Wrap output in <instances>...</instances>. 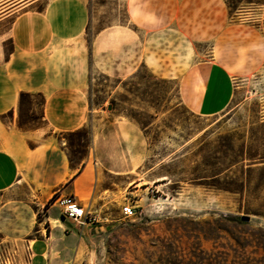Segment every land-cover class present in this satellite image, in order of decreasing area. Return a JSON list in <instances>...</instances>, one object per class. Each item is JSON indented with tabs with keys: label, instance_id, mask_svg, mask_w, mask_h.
I'll use <instances>...</instances> for the list:
<instances>
[{
	"label": "crops",
	"instance_id": "1",
	"mask_svg": "<svg viewBox=\"0 0 264 264\" xmlns=\"http://www.w3.org/2000/svg\"><path fill=\"white\" fill-rule=\"evenodd\" d=\"M7 1L0 0V198L27 186L37 203L46 206L47 229L38 228L25 202L0 200V234L18 239L37 227V237L30 241V264H69L85 225L78 229L69 220L60 222L59 210L47 202L53 195H71L88 211L116 204L121 192L138 184L121 181L107 189L99 176L105 172L127 178L143 156L142 137L124 117H116L92 135L91 154L70 165L48 135L28 146L27 134L15 126L19 93L42 96L41 135L71 133L89 123V66L120 80L143 66L160 78L177 79L179 101L190 113L220 114L231 97L230 74L216 56L226 6L222 0H121L134 30L109 26L88 44L87 0ZM202 42H212L209 59L194 62L193 46ZM251 55L252 67L264 69V54L257 64L259 54ZM131 156L138 160L133 168Z\"/></svg>",
	"mask_w": 264,
	"mask_h": 264
},
{
	"label": "rangeland",
	"instance_id": "2",
	"mask_svg": "<svg viewBox=\"0 0 264 264\" xmlns=\"http://www.w3.org/2000/svg\"><path fill=\"white\" fill-rule=\"evenodd\" d=\"M87 2L85 39L88 44L97 31L109 26L134 30L126 22L121 0ZM226 2L229 3V8L226 7L227 21L216 56L230 74L228 86L231 97L220 114L198 116L190 113L179 101L177 79L166 78L161 79L169 82L152 87L153 96L157 94L160 97L158 112L155 113L148 108L149 99L144 94L151 81L140 75L122 87L103 80L94 69L90 73L89 95L91 101L99 103V106H93L89 111L86 132L79 135H41L44 124L40 118V98L36 94L16 110L15 126L18 128L19 124L21 128L18 129L27 134L28 146L32 147L48 135L62 148L70 165L75 166L91 154L92 135L116 117H123L120 112L154 116L146 128V138L139 131L144 153L138 167L127 178L120 179L105 172L99 176L100 184L107 189H114V185L121 181L134 180L138 185L121 192L116 197V204H106L100 210L91 209L82 225L72 222V226L78 229L85 225V230L76 256L69 264H196L189 255L178 258L175 246L166 247L162 241L167 230L175 226L173 221L165 224L162 221L174 217L206 220L221 214L247 216L253 233L259 237L264 235V69L252 67L251 59L252 52L258 53L259 58L254 61L255 64L261 63L264 54V0ZM193 47L192 61L209 59L212 42L195 43ZM111 100L116 105L112 111H107L105 108ZM101 108H104L103 112H100ZM224 136L231 137L233 143L242 144L244 152L254 158L251 162L243 161V170L238 174L241 183L232 193L195 185L191 181L195 177L211 175L210 167L205 165L220 166L226 144ZM215 152L217 154L213 155ZM137 162L136 157H130L132 168ZM162 180L166 183L155 185ZM56 196L53 195L47 203L51 204ZM0 200L25 202L35 214L38 228L46 231V206L37 203L27 186L7 192ZM125 203L134 208V214L129 218H122L119 213L120 206ZM37 230L35 227L28 236L18 239H4L0 234V253L13 254L15 259L21 257V246L27 241L30 244L37 237ZM201 245L209 247L208 243L202 242ZM185 247L181 244L179 248Z\"/></svg>",
	"mask_w": 264,
	"mask_h": 264
},
{
	"label": "trees",
	"instance_id": "3",
	"mask_svg": "<svg viewBox=\"0 0 264 264\" xmlns=\"http://www.w3.org/2000/svg\"><path fill=\"white\" fill-rule=\"evenodd\" d=\"M23 0H8L10 5ZM226 7L229 8V3L226 0H222ZM88 69V97L87 107L88 110H92L93 106H99V103H93L90 99V73L93 70L91 66ZM143 70V71H142ZM103 80L111 81L115 85H122V87L130 84V81L138 78L140 75L147 81H151L150 85H146L145 92L149 101L147 102L148 108L158 112L157 106H159L160 97L154 94L153 86L159 83H167L168 80L155 77L152 73L146 70L143 66H140L134 73L127 78L120 80L116 78H108L107 76L97 73ZM131 94L129 90L126 91ZM40 98V106L42 104V96L36 94ZM33 94L19 93L17 109L22 106ZM118 102H121L118 100ZM125 103V101H122ZM116 103L114 100L109 102V106L105 108L107 111H112L113 106ZM104 110V108H101ZM122 113L123 117L136 125L141 132L142 136L146 138V128L153 120L154 116L141 114L136 116L131 112ZM20 129V125L17 124ZM86 132L85 127L80 128L74 132L67 134L79 135ZM226 140L225 149L221 153L222 163L220 166L201 165L204 167H210L209 173L211 175L207 177H195L191 181L195 185H201L209 189L232 193L236 190V185L241 183L238 174H241L243 170V161L251 162L254 160L252 156L247 155L244 152L242 144L233 143L232 138L224 136ZM217 153H213L216 155ZM252 163H249V165ZM248 165V166H249ZM219 167V168H216ZM248 169V168H246ZM204 171V170H203ZM160 183H166V181L156 182L155 185ZM241 217L227 215H218L216 218H208L206 220H194L188 217H174L172 219H165L162 224L168 221L175 223L174 228H170L167 234L162 237V241L165 242L166 247H174L176 250V256L181 258L185 255H189L196 264H264V235L261 237L255 235L254 230L248 225V221H241ZM182 223H186L189 226H184ZM260 230V229H259ZM181 240H184L183 242ZM202 242L208 243L209 247L203 248ZM181 244H185V249L179 248Z\"/></svg>",
	"mask_w": 264,
	"mask_h": 264
},
{
	"label": "built area",
	"instance_id": "4",
	"mask_svg": "<svg viewBox=\"0 0 264 264\" xmlns=\"http://www.w3.org/2000/svg\"><path fill=\"white\" fill-rule=\"evenodd\" d=\"M52 204L59 210L60 216L65 220L83 224L88 218L89 211L76 202L71 195L58 196L53 200ZM119 213L122 218H129L134 214V208L125 203L120 206ZM42 230H45V228ZM28 242L21 246L22 255L17 257V259L14 258L13 254L0 253V264H30L31 251Z\"/></svg>",
	"mask_w": 264,
	"mask_h": 264
},
{
	"label": "water",
	"instance_id": "5",
	"mask_svg": "<svg viewBox=\"0 0 264 264\" xmlns=\"http://www.w3.org/2000/svg\"><path fill=\"white\" fill-rule=\"evenodd\" d=\"M240 219H241V221H245V222H247V221H248V217H247V216H241V218H240ZM59 221H60V222H62V221H63V217H62V216H60V217H59Z\"/></svg>",
	"mask_w": 264,
	"mask_h": 264
}]
</instances>
